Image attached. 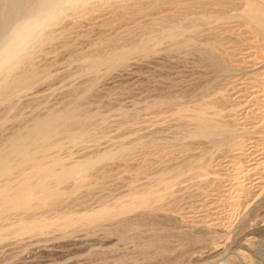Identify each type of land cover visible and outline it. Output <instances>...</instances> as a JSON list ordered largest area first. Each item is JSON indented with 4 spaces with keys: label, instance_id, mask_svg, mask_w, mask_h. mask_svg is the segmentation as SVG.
<instances>
[{
    "label": "rangeland",
    "instance_id": "1",
    "mask_svg": "<svg viewBox=\"0 0 264 264\" xmlns=\"http://www.w3.org/2000/svg\"><path fill=\"white\" fill-rule=\"evenodd\" d=\"M65 1L54 0L46 6V0H0V63L8 56L22 58L27 52H34L36 57L32 66L42 72L37 83L40 85L34 91L23 96L19 93L17 98H13L11 106L0 108V144L3 145L7 138L24 126V122L15 121L16 114L31 119V116L48 113V109L53 107L54 110L60 109L62 104L73 100L69 101L74 102L73 107L77 106L78 110L81 107V112L85 110V114L95 115L97 123L91 128L94 130L91 133L101 139L99 143L88 142L81 148H64L60 156H65L66 160L72 159L73 162L109 150L116 153L122 143L136 145L138 141L141 144H149L150 141L152 147L156 142L163 145L166 141H173L176 146L185 148L186 156L191 159L205 154L203 161L206 164L202 167L206 170V177L194 175L200 166L191 165L189 170L182 167L180 163L185 161L184 156L170 152L160 158V153L157 159V151L153 148H149L145 157L142 152L136 151L127 163L115 158L97 173L98 176L91 178V183L100 181L101 188L88 195L80 194L82 202H73L74 207H70L72 210L69 209V212L81 214L95 210L99 207L98 199L106 195L111 202L117 200L126 195L130 182L138 187L147 184L148 191L159 190L154 186L153 177L161 168L177 167L182 174L180 180L177 178L179 181L174 185L172 195L166 197L163 211L143 215L140 228H132L139 221L130 218L96 229L81 227L66 233L50 232L45 237L9 238L0 244V264H264V47L240 26L231 27V32L218 30L216 35L206 31L202 40L223 44L230 57L213 58L211 52L208 55V50L199 52L204 49L199 44L192 49L161 50L147 58L137 56L114 70L102 71L90 93L79 100L77 95L80 93L75 88L90 79L85 67L97 54L96 48L100 45L107 47L112 41L107 51L100 46L101 50L106 54L116 47L117 51L125 50L129 45V33H137L136 40L139 41L142 35L138 27L144 23L143 15L139 13L151 6L152 1L86 0L88 3L85 1L83 8L92 9L78 19L70 11L60 14ZM101 1H106V5ZM172 8L166 5L159 15L170 12ZM208 10L212 11L207 9L206 12ZM48 11L53 17L57 15L44 24L42 16ZM130 13L132 18L129 19L133 20L125 22L124 17ZM48 34H55L56 40L58 35L61 38L58 37L59 41L54 40L51 45L41 46V38ZM256 44L259 48L261 46L258 49L261 51L255 48ZM205 55H208L209 61H204ZM212 59L215 60L214 65H210ZM219 63L221 68H218L221 66ZM213 89H220L224 95L225 101L217 103L223 121L236 129L237 137L230 147L212 149L216 138L185 141L184 135L190 127H186V123H178L182 126L177 127V121L168 116L169 109L160 118H157L159 113L156 110L141 112V107L158 99L172 100L175 106L195 104L204 95L203 99H206ZM8 109L11 111H4ZM123 111L126 112L125 117ZM137 112L139 115L135 114ZM128 114L135 115L131 118ZM138 116L139 121L136 120ZM124 120L128 123L125 126L131 127L124 129ZM208 140L210 144L206 143ZM144 159L150 161L148 168L144 175H137V168Z\"/></svg>",
    "mask_w": 264,
    "mask_h": 264
},
{
    "label": "bare ground",
    "instance_id": "2",
    "mask_svg": "<svg viewBox=\"0 0 264 264\" xmlns=\"http://www.w3.org/2000/svg\"><path fill=\"white\" fill-rule=\"evenodd\" d=\"M52 1L54 0H46V4H44L48 6L52 3ZM67 1L69 2L65 1L66 3L64 2L65 4H63V6H61L63 2L61 3V5H59L61 6L60 14H67V11H70L73 13V15L75 14L76 18L78 19V17L92 9L83 8V4L86 0ZM151 1L152 5L154 4V6L151 5L145 8L141 7L143 9L141 14L139 13L140 16L143 15L142 18L144 19V23L142 24V26L138 27V29H141L142 35L139 41L138 39L136 40L137 33H129V36L127 37V43L129 45L126 46L128 48L125 47V50H123L122 48V50L117 51L116 47V51L113 49V51L110 50V53L106 54L104 50L107 51V47L112 46V41H109V44L107 43L108 45L106 44L107 47L100 45L102 48H104V50H101L100 46L96 48L95 52L97 54H94V58L91 61H88L89 63L87 62L88 64L85 67L87 74L90 75V79L86 84L78 87L76 86L75 89L79 92L74 91L75 93H80V95H77V97H80L79 100H83L90 93L97 80L96 77H99V74H102V71L107 73L112 69L114 70L117 67L123 66L129 60L137 56L147 58L157 54L158 52H167L168 50H171L173 48L180 50L187 48H196L199 44L204 49H202V51H198L203 52V50H208V55H210L211 52L210 56H213V58H222L224 56L230 57L229 53L225 52L223 44L220 45L219 43H217V41H215V43H209L206 39L202 40V36H206L207 32H210L211 34L215 33L216 35L218 30L224 29L225 32H231V27L240 26L245 28V30H247L246 32L257 39L260 42L262 48L264 47V0ZM43 2L44 1H42V3ZM101 2L105 4L106 1ZM149 2L147 0V3ZM44 4H42V6ZM144 5L145 4H143V6ZM166 5L167 7L169 5L173 8L170 9V12L165 13L164 15H159L161 14V9H163ZM134 8L131 9L134 10ZM207 9H211L212 11L210 12L208 10L207 13ZM166 10L169 11L168 9ZM202 10H204L202 13H198V11ZM132 13L126 15L128 17H124L125 22H128L132 18ZM197 13L200 15H198ZM194 14L198 16H196V18H194L193 16L189 18V16ZM54 17L52 16V12H46L45 15L42 16L43 22H41L46 24L50 22ZM55 22L53 21V24ZM51 24L52 23H50V25ZM53 28H55L54 25ZM135 30L136 28L134 29V31ZM23 34L26 35L25 33ZM54 35H44L40 40V45H51V43L56 40V37ZM33 36H35V34ZM58 37L59 39L61 38L60 35H58ZM257 47H255L257 50L260 49L259 47ZM103 52L106 55H104ZM208 55H205L206 58L204 57V61H209V59L207 60ZM253 55L255 54H252V56ZM35 57L36 55L34 52H27L22 58L15 57V60L14 57L8 56L0 63V108H3L4 106H11V104L13 103V98H17V95L19 93H21V96H23L22 94L31 93L37 88L38 85H40L37 83H39V77L42 72H39L40 70H34V67L32 66V62L34 61ZM258 58H260V56H258ZM216 63H218V61ZM211 64H215L214 59H212L210 65ZM219 65L221 64L219 63ZM221 67L222 65L218 68ZM203 95L204 94H202V96ZM204 97L197 100V103L195 102V104L192 102L194 104L192 105L191 103L192 106L190 104V106H175V103H173L172 100H167L166 98L165 100L158 99L154 100L153 102L150 101L151 104L148 103L149 105H144V107H141V112L156 110V112L158 111L159 113L157 118H160V116H163L162 113H165L166 110L169 109L168 112L170 115L168 116H171L174 120L177 121V124L175 123L176 126L178 125V123H183L184 125L186 123V127H190V130H186L187 132L185 131L186 134L183 138L185 141L187 140L188 142L189 140L191 141L194 139L202 140L203 138H216V140L214 139V145L212 144L213 146H211L212 149L216 148V150H219L227 145H229L228 147H230L231 142H234L237 136L235 133L236 129L231 128L229 123L227 124L223 121L222 111L218 110L217 103L219 102L220 104L221 101H225L222 91H220V89H213L212 91H210V94L206 97V99H203ZM16 100L14 102H16ZM69 101L70 100H68L67 103L65 101L66 104H62V107L57 110H54V107V109L52 108V110L46 107V111L49 110V112L44 115L42 114V116L35 115V117L31 116L32 118L29 119L28 116L24 115L29 120L23 117L21 113V115L16 113L15 116L12 115L14 116L15 121L24 122L25 124L22 123V125L24 124L22 128L17 129L16 132L14 131L15 133L7 138L3 145H1L2 143L0 144V244L6 242V240H8L9 238L20 239L24 236L45 237L50 232L66 233L67 230L80 229L81 227H92L96 229L104 226L105 224L121 222L130 218H137L139 221L137 223L134 222L136 223L134 224V226H132L133 224H131L132 228H140L141 225L139 223L141 222V220H143V215L150 216L163 211L165 205L164 202L165 200H167L166 197L172 195L173 187L178 183V181L180 180L179 177H181L180 175L182 174L181 171H177V167L173 168L171 166L169 168L168 166H162L164 168H161L162 170L160 169V172L153 177L154 184H156L154 186H157L159 190L153 191V189H150L151 191H148L149 187L147 186V184L146 186L148 188L145 185L138 187L136 186L137 184L130 182L128 184L126 195L123 197L120 196V198L118 197L119 199L117 198V200L113 199L114 201L111 202V200L109 201V197L106 195V197H101V199H98L100 201L98 205L99 207L97 209L94 208L95 210H91L90 212L84 211V213L81 214H74L72 213L73 211L69 212V209H71L70 207H74L72 204L73 202L80 203V200L82 199L80 194L85 193L88 195L92 193L94 189H97L101 186V183L98 180L94 181V183L92 182V185L91 178H95V175H97V173H99L108 162H111L115 158H121L124 163L130 162L131 159H133L132 157L136 154V151L142 152V155L144 156L145 154L146 156L149 148H153V150L155 149L157 151V159L158 157H160V153V158L164 157L162 155L167 156L170 152L174 154L176 153L179 156H184L183 158L185 161L180 163L182 167H185L186 170H189L191 165L200 166L199 170L197 169V172L195 171L196 169H194V171L196 172L194 175H198V177L201 178L206 177V170L202 167L203 164H206L203 161L205 154L202 153L197 157L193 156L194 158L191 159L186 156V149L181 146H176L174 144L175 142L173 141H166L165 143H163V145L156 142L155 145H153L154 143L152 144L153 146L151 145L152 147H150V141L149 144L147 141V143L142 144L138 141V145H131L130 143L121 142L122 145H118V151L117 146L116 153L109 150L108 152H103L99 155L96 154L97 156L95 154L94 157L85 156L84 158H79V160L77 159L73 162L72 159L66 160L65 156H63L65 158L60 156L64 148L67 147V149L69 148V150L70 148H81L88 142L99 143L98 141L101 139V137L93 135L94 130H91V128H93L97 123V121H95V115H87L84 113L85 110L84 112H81V107L78 110L77 106L73 107L74 102L69 103ZM12 107H14V105ZM4 111L11 110L8 109ZM124 112L125 111H123V113ZM125 113L122 115H126ZM135 114L139 115V112ZM133 115L131 116L130 114H128V117L132 118ZM138 118L139 116L137 117V119H135L138 120ZM125 119L127 120V118ZM104 120L105 118L103 117L102 122H104ZM141 121L139 123H141ZM139 123L137 125H139ZM125 124L128 123L125 122L124 126ZM128 126H125L124 129L128 128ZM178 126L180 127L182 125ZM91 131L93 133H91ZM135 140L136 137L134 141ZM201 140L199 141L202 142ZM199 141L197 142L199 143ZM206 143H209V140ZM162 148H164V150H162ZM154 153L156 152L154 151ZM189 156L191 157V155ZM148 161V159L143 160L142 165L137 168V175H142L147 170L146 168H148V163L150 162ZM177 178H179L178 181Z\"/></svg>",
    "mask_w": 264,
    "mask_h": 264
}]
</instances>
